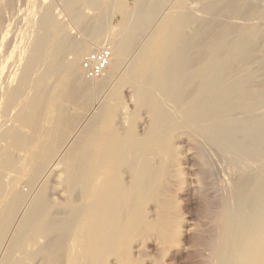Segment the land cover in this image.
Instances as JSON below:
<instances>
[{
	"label": "bare ground",
	"instance_id": "1",
	"mask_svg": "<svg viewBox=\"0 0 264 264\" xmlns=\"http://www.w3.org/2000/svg\"><path fill=\"white\" fill-rule=\"evenodd\" d=\"M58 1L78 22L85 16L81 12L82 8L78 9L80 2L87 8L105 9L100 0ZM114 2L112 11L122 16L115 38H107L106 22L99 16L94 21L91 36L84 42H76L81 50L80 56L68 62L63 70V83L67 86L65 100L78 104L82 109L105 89L114 76L123 71L127 61L136 52L135 60L127 69V78L113 89L111 102L105 106L108 113L113 115L121 104V92L125 91L126 96L134 95L136 98L134 116L125 131H116L110 125L106 127L101 134L103 150L92 152L103 161L101 169L104 171L101 175L106 181L92 205V212L96 210L98 213L94 220L95 236H91L93 244L80 250L74 241V245L72 243L69 247L67 243L73 236L70 232L66 234L64 224L63 228L55 229L51 236H47V243L35 255L40 257L36 264H107L112 257L115 264H141L137 256H133V241L140 239L135 245V253L141 256L146 253L144 248L149 247L146 242L149 236H157L162 245L175 241L179 234L178 221L175 222L170 215L174 203L169 194L173 193L175 185L178 189L174 192L183 194L186 184L182 178L184 169L181 165L185 161L196 160L197 156L205 160V169L215 176L216 169L213 167L216 165H212L208 155L212 152V146L219 154L234 155L247 164L239 173L236 170L234 177L228 174L220 180L223 195L218 211L212 216L214 227L211 225L210 229L212 232L214 228L215 235L213 233L206 244L207 251H210L207 263L264 264V77L261 75L264 74V30L253 22V18L259 15L264 20V11L257 10L255 0H197L198 7L190 6L189 0H174L161 26L150 33L155 20L166 5H170L169 0H137L132 7L127 6L126 0ZM6 32L1 37L0 30L1 40ZM156 32L160 36L157 40ZM22 34L20 32V37ZM27 34L31 37V34ZM28 37L24 35L25 39ZM68 40V35L59 29L46 41L34 35L32 54L28 52L20 71V82L26 89L21 91L15 87L14 97L28 104H38L39 95H46L42 101L47 99L49 89L45 82L60 65ZM91 46L94 48L91 49ZM102 46L112 48L110 66L101 78L87 79L81 69L80 58L85 50ZM14 51L10 59L13 54L16 56ZM9 60L0 59V112L4 117L0 118V122H4L0 128L9 124V112L12 109L18 110L12 121L30 120L22 107L5 99L9 84L8 79H2L1 71H4ZM108 71L109 75L105 77ZM258 76L263 77V83L256 84ZM93 82L97 83L93 85ZM144 112L147 114L143 119L145 127L137 136L135 125ZM7 116L9 118H5ZM74 120V116L63 112L55 134L56 148L64 144ZM19 131L9 124V127L0 131V142L11 137L17 143H22L25 138ZM90 131L91 127L86 130L88 134ZM205 144H208L207 147L212 145L209 147L211 150ZM206 150L210 152L207 154ZM3 154L0 144V158ZM17 162L21 164L20 159ZM231 164L236 168L234 161ZM227 165L229 162L222 166L226 168ZM228 168L233 170L231 173L234 172L230 165ZM237 169L240 170L239 167ZM64 170L63 181L70 185L67 190L71 194L79 190L82 197L85 196L83 183L89 177L90 170L85 167L74 168L70 163ZM2 192L3 175L0 172V196ZM24 198L23 194L16 196L9 210L0 214V241L13 223L14 214L24 204ZM43 198L41 194L37 201ZM148 206L157 210L153 219L148 217ZM79 208L78 212L84 207ZM53 210L42 213L38 228H42L50 216L55 219L57 214H61ZM16 262L14 264H20Z\"/></svg>",
	"mask_w": 264,
	"mask_h": 264
},
{
	"label": "rangeland",
	"instance_id": "2",
	"mask_svg": "<svg viewBox=\"0 0 264 264\" xmlns=\"http://www.w3.org/2000/svg\"><path fill=\"white\" fill-rule=\"evenodd\" d=\"M100 1L103 3L105 9L87 8L83 3H77L78 9L80 8L79 10H81L82 8L81 12H84L85 14L80 22L76 21L73 15L67 13L58 0H1L0 2L3 4H0V30L2 33L1 37L4 32L7 31L4 39H0V59L9 60L12 55L13 49L15 50L14 53H17L16 56L15 54H13V57L15 56L16 58L12 57L13 59H10L11 61H13L12 64H10L11 61L9 60L8 62H6L7 65H5L6 67L4 71H1V73L3 72L2 79H8L9 84L5 92V99H7L8 101H13L19 107H22L26 115L30 118L29 121L21 119L12 121L16 116L15 112H17L18 110H9V115H11H8L9 117H11L9 121L10 126L13 125V127L15 126L17 130H20L19 132L21 134H24V137L22 138H25V140H23L22 143H17L15 138L7 137L3 140L2 143L0 142L2 151L3 153H5L0 158V172H2L3 175V192L0 196V214L3 215L9 210V208L13 205L16 196L23 194L26 198V200L24 198V204L22 203L19 210L16 211L17 213L14 214V220H12L13 223L11 222L10 228L7 230L0 241V264H14V261H17L16 263L20 262V264H36L38 261H40V257H35V255H37L39 251L38 249H40L47 243V236H51L55 229L57 230L59 228H63L64 224L65 227L63 229L65 230L66 234H69L70 232V235L73 236L69 240L70 243H67L69 244V247L72 245V243L74 245V241L76 243V248L80 250L85 249L89 244H93L94 240L93 238H91V236H95L94 220L98 213L96 210L92 212V205L101 194L106 181L101 175L102 171H104L103 169H101L103 161L99 160L97 155H93L92 152H100L101 150H103L102 148H104V144L102 142L101 134L106 129V127L110 125L116 131L121 132V129L122 131H125L130 126L129 124L132 122V117L134 116L133 106L136 102V98H134V95L126 96L125 91H122L120 101L121 104H119V106L115 110V113L113 115H110L108 113V110L105 109L107 103L111 102V95L114 91L113 89H115V87L119 83L123 82L127 78V69L135 60L136 52H134L135 54L127 61L124 68L122 69L123 71L114 76L109 81V84L105 87V89L99 92L95 96L96 98L94 97L93 100L85 105L82 109H80V106L78 104H72L71 102L65 100L67 86L63 83V70L68 62H71L73 61V59L80 56L79 51L81 50H79V46L76 45V42H84L91 36L94 28V21L97 20L99 16H102L106 22V34H109L107 35V38L108 36L115 38L114 34H116V31L119 28V24L122 21L121 14H115L112 11L115 5L114 0ZM255 1L257 2H255L256 7L258 6L257 10L259 12H263L264 0ZM136 2L137 0H126V4L129 7L134 6ZM169 2L170 5L168 3L161 13L162 15L160 14L155 20L156 23L154 22L150 33H152L153 31H157L161 26L163 22L162 20L165 17L166 12L170 10L174 0H169ZM188 4L192 7L199 6L197 0H189ZM29 9H31L30 12ZM261 18L262 16L260 15L259 17L256 16L253 18V20H255L253 22L255 26H260L264 30V20L263 18ZM156 24L158 26H155ZM57 29L62 30L65 34H67L69 40L68 45L64 49L61 56L60 65L58 66V68L54 69V71L49 76V79H47L45 82L47 90L49 89V96L45 101H42L44 100L43 96L46 95H39L38 98L40 97V100L38 104L25 103L21 99L14 97L13 89L15 87H19L21 91H25L26 89V86L20 82V71L27 55L32 54L31 48L33 37L34 35H36L46 41L48 38H50L53 32L55 33V30ZM20 32L21 34L23 33L21 35L22 37H20ZM27 33L31 34V37L29 35L31 40L29 39ZM24 35L28 38L25 39ZM158 36L159 35L156 32V40L158 39ZM93 48L94 46H91V49ZM94 50H85L80 58V62L87 53ZM61 66L62 68L59 70ZM78 72L80 74V65L78 68ZM108 75L109 71L105 77H107ZM261 75L264 77V74ZM262 76L257 77L256 84H260L261 82L263 83L264 78ZM259 79L262 80L260 81ZM94 83L97 82H93V85ZM122 94L125 95V97ZM64 111L70 117L74 116L75 120L73 121V126L69 130L70 132H68L69 134L67 135V138L63 142L64 144H62V146L60 145L61 147L56 148L55 134L57 129L59 128L61 116ZM1 115L2 112H0V118L3 119L4 117ZM146 115L147 114L145 112L144 114H141V118L139 119L140 121L138 120L137 124L135 125V133L137 134V136L142 133L145 127L143 119H145L144 117ZM8 116L5 118H9ZM3 123L4 122H0V126ZM9 124L7 123L6 126L4 125L3 127H1L0 131L4 130L5 127L7 128V126L9 127ZM86 126L91 127V133L89 132L88 134L86 132V130L89 128H86ZM207 146L208 144H205V147L209 149V147L212 145H210L209 147ZM213 148L214 147L212 146V150L209 149L212 152L207 150L206 151L207 154L208 152H210L208 155L211 156H209V159L211 160L212 165H216L215 167H213L216 169H214L216 171L215 176L214 174H211V172L209 173L207 169H205L206 167L205 165H203L205 160L197 156L196 160L190 162L185 161L181 165L184 169L182 178L184 177L183 180L186 184L183 194H177L176 192H174L176 191V189H178L177 185H175L173 193L169 194L174 203L170 215L173 217V219H175V222H179H176L178 225L179 234L177 237L173 236V238L176 237L175 241H172L170 243L171 245H162L157 236H149V238L147 237L146 240L149 247L144 248L146 253L144 251L145 254H142L143 257L140 254L135 253V245L138 244L140 239H136L135 241H133L131 245L133 256L135 258L137 256V259L141 264H208L207 256L210 251H207L208 246H206V244L209 243L210 238H212V234L214 233L215 235L214 228H212V232L210 229L211 225L213 226L212 222L214 217L212 216H215L216 211H218L220 206L219 204L223 195V192L219 186L220 180H223L225 175L228 174L233 175L234 173L233 176L228 175L229 177H234L236 175V170L237 173H239L243 170V168H245L247 164L244 160H241L234 155L219 154L217 151H215V148L214 150ZM186 151L187 150L183 151V158L186 155ZM217 155L219 156L217 157ZM65 156H68V159ZM226 157H228V159L230 160H227ZM100 158L102 159V157ZM217 158L220 160H218ZM18 159H20L21 164L17 162ZM232 161L237 164L236 168L235 166L233 167V164H231ZM236 161L241 163H237ZM228 162L231 166V169H234L233 173H231L233 170H230V168L227 169L229 165L224 168L225 163L228 164ZM69 163L74 168L85 167L86 169L90 170L89 177L83 183V186L85 184V196L83 195L84 198L82 197L79 190H75L71 194L67 190L70 186L69 183L63 181L65 177L64 169L68 166ZM223 164L224 166H222ZM238 167L240 168V170L237 169ZM227 170H229V173H227ZM108 173L109 171L107 172V175ZM228 176H226V178H228ZM45 188L47 190V193L45 192ZM41 194L42 196H44V198L40 201H37V198L41 197ZM46 194L47 196L45 197ZM48 203L51 204L47 205ZM79 207L84 208L82 211L79 210L78 212L77 210L80 209ZM49 209L51 211L53 209V211L57 210L62 215L57 214L55 216V219L53 218L54 216H50V218L52 217V219L49 218V220L47 221L49 222V224L46 222L47 224L45 223L42 228H38L37 226L40 222L39 220L41 216ZM146 210L149 219L151 217V219L156 217L154 215L157 213L155 207L148 206ZM31 211L33 212V214ZM75 211H77L78 213H75ZM57 216H59V218ZM210 216L212 217V219ZM51 223L52 226H50ZM32 224L34 225V227ZM26 225L28 226V228H26ZM45 227L47 228L46 230ZM49 227L51 228V230ZM115 263L116 261L113 257L110 258L107 262V264Z\"/></svg>",
	"mask_w": 264,
	"mask_h": 264
},
{
	"label": "built area",
	"instance_id": "3",
	"mask_svg": "<svg viewBox=\"0 0 264 264\" xmlns=\"http://www.w3.org/2000/svg\"><path fill=\"white\" fill-rule=\"evenodd\" d=\"M113 51L110 46H104L87 53L81 61V69L87 79L96 80L104 76L110 66Z\"/></svg>",
	"mask_w": 264,
	"mask_h": 264
}]
</instances>
